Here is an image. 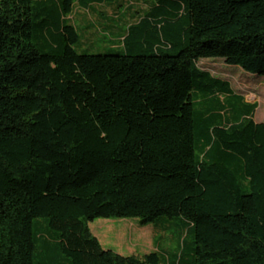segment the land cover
Returning <instances> with one entry per match:
<instances>
[{
	"label": "trees",
	"instance_id": "16d2710c",
	"mask_svg": "<svg viewBox=\"0 0 264 264\" xmlns=\"http://www.w3.org/2000/svg\"><path fill=\"white\" fill-rule=\"evenodd\" d=\"M142 1L0 0V264H167L96 219H178L172 264H264L258 104L198 66L264 77V0ZM95 7L132 11L126 54L74 50Z\"/></svg>",
	"mask_w": 264,
	"mask_h": 264
},
{
	"label": "rangeland",
	"instance_id": "374dc122",
	"mask_svg": "<svg viewBox=\"0 0 264 264\" xmlns=\"http://www.w3.org/2000/svg\"><path fill=\"white\" fill-rule=\"evenodd\" d=\"M130 2H133L135 7H145L142 0H127V4ZM118 12H121V15L116 17ZM118 12L106 7H95L94 10L87 12L77 9L70 18L79 33V41L74 45V50L78 54L88 55L126 54L121 37L126 35L127 24L132 21L133 13L122 8H119ZM198 66L214 77L228 81L234 91L243 96L247 102L257 103L255 121L264 123L263 76L248 73L237 66L227 65L221 59L202 60ZM163 222L164 220L161 219L156 225L140 226L136 219H96L89 223V228L104 249L112 250L122 256L138 257L160 251L166 258L167 264L169 262L172 264L180 250V237L184 232L178 219H175V224L160 229L159 226Z\"/></svg>",
	"mask_w": 264,
	"mask_h": 264
}]
</instances>
